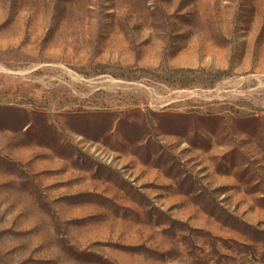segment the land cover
Returning a JSON list of instances; mask_svg holds the SVG:
<instances>
[{
    "label": "rangeland",
    "instance_id": "rangeland-1",
    "mask_svg": "<svg viewBox=\"0 0 264 264\" xmlns=\"http://www.w3.org/2000/svg\"><path fill=\"white\" fill-rule=\"evenodd\" d=\"M0 264H264V0H0Z\"/></svg>",
    "mask_w": 264,
    "mask_h": 264
}]
</instances>
